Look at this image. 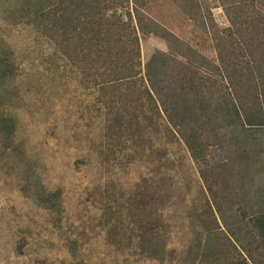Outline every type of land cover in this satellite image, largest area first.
<instances>
[{
  "label": "rangeland",
  "instance_id": "obj_1",
  "mask_svg": "<svg viewBox=\"0 0 264 264\" xmlns=\"http://www.w3.org/2000/svg\"><path fill=\"white\" fill-rule=\"evenodd\" d=\"M26 1L0 0V115L13 121L15 146L0 148V264H231L238 255L246 258L247 220L264 208V130L237 138L245 149L225 145L209 155L218 174L212 193L227 179L232 200H217L216 209L218 196L208 193L175 137L146 128L141 149L126 135L122 145L107 137L97 91L23 17ZM31 1L35 9L48 0ZM195 1L193 20L170 0H150L142 10L168 34L139 39L142 75L153 53L171 58L174 40L216 63L208 20L217 30L228 24L217 0ZM138 228L161 240L160 260L138 254Z\"/></svg>",
  "mask_w": 264,
  "mask_h": 264
},
{
  "label": "trees",
  "instance_id": "obj_2",
  "mask_svg": "<svg viewBox=\"0 0 264 264\" xmlns=\"http://www.w3.org/2000/svg\"><path fill=\"white\" fill-rule=\"evenodd\" d=\"M149 1L48 0L32 9L27 0L22 12L38 34L80 67L97 91L107 137H116V145H122L126 135L139 149L146 128L155 136L162 131L175 137L199 167L208 193L218 196L214 201L218 209L221 201L232 200L225 188L227 179L222 180L219 195L212 193L218 174L209 166V155L225 145L245 149L238 140L264 130V2L217 0L228 25L217 30L208 20L216 63L174 40L168 45L171 58L153 53L142 75L139 39L167 34L143 13ZM170 1L189 20L199 10L195 0ZM13 136V121L0 115V148L13 150ZM247 225L250 250L244 252L246 258L238 255L231 264H264L263 207L250 215ZM151 231L138 228V254L160 260L161 240Z\"/></svg>",
  "mask_w": 264,
  "mask_h": 264
}]
</instances>
